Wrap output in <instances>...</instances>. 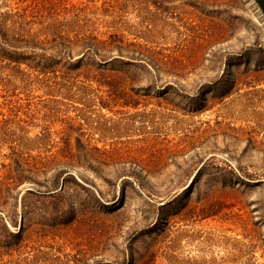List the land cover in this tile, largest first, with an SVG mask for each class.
Instances as JSON below:
<instances>
[{
    "label": "rangeland",
    "instance_id": "rangeland-1",
    "mask_svg": "<svg viewBox=\"0 0 264 264\" xmlns=\"http://www.w3.org/2000/svg\"><path fill=\"white\" fill-rule=\"evenodd\" d=\"M1 20L48 65L0 60V264H264L254 0H0Z\"/></svg>",
    "mask_w": 264,
    "mask_h": 264
},
{
    "label": "trees",
    "instance_id": "trees-1",
    "mask_svg": "<svg viewBox=\"0 0 264 264\" xmlns=\"http://www.w3.org/2000/svg\"><path fill=\"white\" fill-rule=\"evenodd\" d=\"M2 20L0 21V60L1 61H8V62H16V63H25L26 60H35L39 58L44 59L45 58L42 56H24L23 53H17L15 50H10L8 48L12 49H17L18 47L16 46L17 43L24 42V37H15L13 35H10L8 33V30L3 26ZM28 38H25V41H27ZM30 41H33L32 39ZM28 40V42L30 43ZM33 45V44H32ZM48 60V59H47ZM46 60V65L47 64ZM34 63V62H33ZM48 67V66H47ZM42 69H45L44 67Z\"/></svg>",
    "mask_w": 264,
    "mask_h": 264
},
{
    "label": "water",
    "instance_id": "water-1",
    "mask_svg": "<svg viewBox=\"0 0 264 264\" xmlns=\"http://www.w3.org/2000/svg\"><path fill=\"white\" fill-rule=\"evenodd\" d=\"M259 8V10L261 11V13L264 16V0H254Z\"/></svg>",
    "mask_w": 264,
    "mask_h": 264
}]
</instances>
